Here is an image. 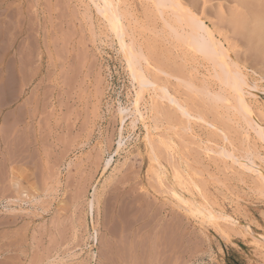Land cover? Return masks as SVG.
Here are the masks:
<instances>
[{"label": "rangeland", "instance_id": "1", "mask_svg": "<svg viewBox=\"0 0 264 264\" xmlns=\"http://www.w3.org/2000/svg\"><path fill=\"white\" fill-rule=\"evenodd\" d=\"M181 1L255 87L243 92L264 126V62L227 20L237 3ZM112 6L148 76L196 117L160 98L161 112L140 121L133 109L140 82L99 13L102 0H0V264H264V244L254 240L264 243V140L237 108L241 97L169 29L170 8L153 0ZM149 129L167 160L157 151L153 158ZM159 137L175 141L174 151ZM223 146L232 154L222 155ZM176 166L192 177L185 188ZM190 201L228 222L205 223Z\"/></svg>", "mask_w": 264, "mask_h": 264}, {"label": "bare ground", "instance_id": "2", "mask_svg": "<svg viewBox=\"0 0 264 264\" xmlns=\"http://www.w3.org/2000/svg\"><path fill=\"white\" fill-rule=\"evenodd\" d=\"M103 1V7L99 9V13L101 15H103V17H105V19L108 20V22L111 23L114 31L116 32V34L119 36L121 43H122V47H123V52L125 53L126 58L128 59L129 63H130V67L131 70L133 72V74L138 77L139 79V90L137 92V98L134 101V108L135 112L139 114L138 117H140V121L142 120L143 122L147 119L146 115H150L149 112H155L156 111H160L161 112V104L159 102L160 98H164V99H169L173 105L180 110V112H182L184 115V117L187 115L188 119L191 120V118H195L196 114L192 111V109L185 103H183L182 101H180L175 94H170L169 90L167 89L168 87L166 85H157V83H155L149 76L148 73L146 71V69L144 68V65L142 64V60L140 57V53L139 50L136 48V45L134 43V40L131 42V46H129L126 41H125V36L127 37V26L121 21H118L117 18L115 17V12H114V8L112 6V3L114 0H102ZM154 4H158V6H162V7H166L170 8L173 12H175L173 15L174 16V20L165 18L166 20V24L169 27V29L173 32L176 33V35L179 36V39L182 40V42L184 41V44L190 49H192L195 52H201L202 55L206 56L208 58V62L211 61L213 63V69H214V77L217 78L219 80V82H221L222 84H224L228 89L237 92L239 94V97H241V102L239 107L241 112L243 115V118L245 120V122L247 123V125L249 127H251L253 130L256 131V133L259 135V137L262 138V140H264V126L263 124H261V121L257 118L256 114L254 113L253 109H251V105L249 104V102H247L246 100V94L245 93V89L243 92V88H251V85L249 84L248 80L246 79V77L244 76L243 72H241L238 67L240 66H232L229 64V61H227V57L229 56V53L227 50L224 49V47L222 45H220L217 40L216 37L214 35V31L211 29V27L209 28L208 25H206V23L204 22V20H202L200 17H198L196 14H189L188 11V5L187 7L183 4V2L181 0H153ZM232 2V1H231ZM233 2L237 3V6L242 8V9H237L236 5H234V9L230 15H228V21L230 20V23L233 25V27L235 28V30L238 32V35L242 34L247 38V41L249 42V45L251 46V49L256 53V55H258L262 61L264 62V0H234ZM188 3V2H187ZM185 3V4H187ZM222 4V3H221ZM223 5V4H222ZM156 6V7H158ZM99 8V7H98ZM167 8L165 10H167ZM187 8V10H186ZM236 8V9H235ZM160 9V7H159ZM164 9V8H163ZM160 9L162 12V14H164V10ZM232 9V8H231ZM230 9V10H231ZM169 11V9H168ZM192 10H189V12H191ZM171 12V11H170ZM166 13V12H165ZM193 13V12H192ZM227 13V12H226ZM224 14V13H223ZM171 16V15H170ZM223 16V18L226 16ZM172 17V16H171ZM230 25V24H229ZM235 31V33H236ZM173 32V33H174ZM237 34V33H236ZM129 35V34H128ZM240 35V36H242ZM242 36V37H244ZM230 42V41H229ZM234 45V44H233ZM249 46V47H250ZM227 47V46H226ZM234 48V47H233ZM194 52V53H195ZM254 53V54H255ZM151 54V53H150ZM233 54V53H232ZM234 55V54H233ZM205 57V58H206ZM202 58V57H201ZM204 58V57H203ZM206 58V59H207ZM229 58V57H228ZM236 58V57H235ZM205 60V59H204ZM230 60V59H229ZM207 61V60H206ZM238 62V61H237ZM233 63V61H232ZM236 63V62H235ZM239 64V62H238ZM237 65V64H236ZM178 67V66H177ZM242 69V68H240ZM176 71V70H175ZM179 71V70H178ZM177 71V72H178ZM211 74V75H213ZM250 74V73H249ZM254 82V81H253ZM256 82V81H255ZM254 84V83H253ZM149 85H153L152 89L154 90V94L151 95V102H150V108H148L146 106V111L141 110L142 106V100L145 99V94L148 91V86ZM255 86V85H254ZM264 88V87H261ZM251 89H255L251 88ZM152 90V91H153ZM259 91V90H257ZM264 92V91H262ZM251 93L252 96H254L255 94L252 92ZM254 94V95H253ZM213 95V94H210ZM147 103V102H146ZM145 105V104H144ZM239 110V111H240ZM127 111V110H125ZM164 112V111H163ZM165 113V112H164ZM132 114V113H131ZM146 114V115H145ZM167 113H165L164 115L166 116ZM169 114V113H168ZM168 118L172 119V115H168ZM182 114V116H183ZM154 119V128H159V123H158V119L153 118ZM198 119L200 121H203L205 123H210V121L208 120V118L203 117V116H199L198 115ZM124 120V118H123ZM138 120V119H137ZM185 122V121H184ZM133 123V122H132ZM135 123V120H134ZM186 123V122H185ZM146 124V123H145ZM184 124V123H183ZM189 124V123H188ZM133 125V124H132ZM137 125V124H135ZM212 125V124H211ZM147 126V125H146ZM177 126V125H176ZM182 126V125H181ZM187 126V125H186ZM216 127V125H214ZM148 127V126H147ZM184 127V126H183ZM217 128V127H216ZM169 129V128H168ZM187 129V128H186ZM185 129V130H186ZM189 131L190 128L188 127ZM218 130V128H217ZM156 131V130H155ZM168 131V130H167ZM194 131V130H193ZM150 129L147 133V138H145V140L149 143V147L151 148V150H153V158L154 159H159L157 156V149L155 151V147L154 146V142L156 140H151L150 139ZM169 132V131H168ZM223 135L224 137L226 136L227 139L230 142V137L228 136V134L223 131ZM165 133V132H164ZM163 133V134H164ZM191 133V132H190ZM248 133V132H246ZM156 136V134H155ZM165 136V134H164ZM146 137V136H144ZM160 138V137H159ZM148 139V140H147ZM225 139V140H227ZM175 140V139H174ZM15 142V141H14ZM19 143V142H18ZM155 143V144H156ZM161 143L164 145V147L166 149H168L169 151H174V143L175 141H171L170 138H160V146L163 147V145H161ZM231 143V142H230ZM228 143V144H230ZM232 144V143H231ZM159 146V147H160ZM177 146V145H175ZM158 147V148H159ZM157 148V147H156ZM177 148V147H176ZM224 150L221 151L222 155L226 153L227 154H232V151L230 153L229 150H227V148H225V146H223ZM229 148V147H228ZM162 149V148H161ZM222 149V148H221ZM12 150V149H11ZM18 150V149H17ZM138 151V149H137ZM161 151V150H160ZM163 151V149H162ZM167 151V150H166ZM165 151V152H166ZM168 151V152H169ZM179 151V150H178ZM12 152V151H11ZM140 152V151H139ZM158 152V151H157ZM176 152V150H175ZM226 152V153H225ZM151 153V151H150ZM173 153V152H172ZM171 153V154H172ZM182 153V152H181ZM159 154V152H158ZM161 154V152H160ZM159 154V155H160ZM166 154V153H165ZM164 154V155H165ZM151 155V154H150ZM149 155V157H150ZM179 155V154H178ZM229 155V156H230ZM161 158H163V155H160ZM172 156V155H171ZM175 156V155H174ZM227 156V155H226ZM235 156V155H234ZM9 157V156H8ZM168 157V156H167ZM173 157V156H172ZM181 157V156H180ZM10 158V157H9ZM152 158V157H150ZM166 158V157H164ZM163 158V161H164ZM177 158V157H176ZM175 158V159H176ZM238 158V157H237ZM173 158H171L170 160H172ZM188 159V158H187ZM12 160V158H11ZM153 160V159H152ZM162 160V159H161ZM167 160V158H166ZM165 160V161H166ZM154 161V160H153ZM158 161V160H157ZM160 161V160H159ZM155 162V161H154ZM171 162V161H170ZM173 162V161H172ZM239 162V161H238ZM242 162V161H241ZM240 164L242 166L243 163ZM10 163V161H9ZM176 163V161H175ZM179 163V162H178ZM181 163V162H180ZM177 164V163H176ZM169 165V164H168ZM178 165V164H177ZM181 165V164H180ZM256 165V164H255ZM254 165V166H255ZM161 166V165H160ZM175 166V165H174ZM179 166V165H178ZM246 166V164H245ZM251 166V165H250ZM250 166H246L248 169L250 168V170H259L258 168H253ZM257 166V165H256ZM259 166V164H258ZM159 167V166H157ZM165 167V166H164ZM171 167V165H170ZM182 168V167H181ZM191 168V167H189ZM245 168V167H244ZM155 169V168H154ZM158 169H161L160 167ZM157 169V170H158ZM167 169V168H165ZM156 170V171H157ZM163 170V169H161ZM172 170V168H171ZM175 177L178 180L179 184L181 186H186V184L189 182L188 179L192 178H185L187 176L184 177V174L180 171V168H178L177 166L175 167ZM165 171V170H164ZM261 171V170H260ZM153 172V171H152ZM159 172V170H158ZM163 172V171H162ZM172 172H174V170H172ZM186 173V172H185ZM166 174V173H164ZM193 174V173H192ZM260 174V173H259ZM15 175V174H14ZM13 175V176H14ZM151 175H153L151 173ZM167 175V174H166ZM174 175V173H173ZM186 175H188V172L186 173ZM164 176V175H163ZM189 176V175H188ZM261 176H263L264 178V174H261ZM154 176H152L153 178ZM166 177V176H165ZM174 177V179H175ZM158 178L160 179V183H162V179L163 177L161 176L160 173H158ZM155 179V178H154ZM153 179V180H154ZM157 180V179H156ZM167 180V178H166ZM176 180V181H177ZM193 180V179H192ZM17 181V179L15 180ZM188 181V182H187ZM156 182V181H155ZM192 182V181H191ZM194 182V181H193ZM192 182V183H193ZM196 182V181H195ZM195 182L193 184H195ZM158 183V182H157ZM159 183V184H160ZM172 183V182H171ZM191 183V184H192ZM163 184V183H162ZM177 184V183H176ZM192 184V185H193ZM161 185V184H160ZM165 185V184H164ZM190 185V184H189ZM198 184H195V186H197ZM167 186V185H165ZM172 186V185H171ZM180 186V187H181ZM164 187V186H163ZM189 187V186H188ZM192 187V186H191ZM168 188H173V187H168ZM182 188V187H181ZM185 188V187H184ZM183 188V189H184ZM188 189V188H187ZM164 190V189H163ZM166 190V189H165ZM189 190V189H188ZM192 189L190 188V191ZM96 189H95V197H96ZM187 191V190H186ZM170 192V191H169ZM168 193V192H167ZM37 198V197H36ZM183 198V197H182ZM170 200V199H169ZM181 201H185V199H181ZM195 201V200H194ZM179 202V200H178ZM196 202V201H195ZM191 207H189V211H191V213L194 214H199L201 216H203L205 218V223H207V221L209 220H213V219H224L223 216H221L220 214L216 213L215 210H213V208L201 204V207H199V203L194 204L192 203V201H190ZM181 205V204H180ZM190 206V205H189ZM194 206V207H193ZM94 207V202L91 204V208ZM92 210V209H91ZM90 211V210H89ZM188 211V212H189ZM93 212V210H92ZM193 215V214H192ZM202 217V218H203ZM203 218V219H204ZM221 218V219H220ZM228 218H230L231 220L233 219L231 216H229ZM198 219V218H197ZM200 219V218H199ZM206 219H209L206 221ZM226 218L223 220L225 221ZM233 221V220H232ZM211 222V221H209ZM216 222V221H215ZM226 222H228V220H226ZM234 222V221H233ZM201 223V222H200ZM199 223V224H200ZM214 222H211V224ZM222 223V222H221ZM224 223V222H223ZM208 224V223H207ZM215 224V223H214ZM234 224V223H233ZM216 225V224H215ZM224 225V224H223ZM204 226V225H202ZM211 226V225H210ZM213 226V225H212ZM227 226V225H226ZM240 227V225H239ZM216 228V227H214ZM219 228V227H218ZM229 228V227H228ZM204 229V228H203ZM231 229V228H230ZM208 230V229H207ZM214 230V229H213ZM217 230V229H216ZM219 230V229H218ZM97 231V230H96ZM209 231V230H208ZM224 231V230H223ZM230 232V231H229ZM249 232V231H248ZM219 233V232H218ZM225 234H228L225 232ZM250 234V232H249ZM111 236V235H110ZM250 236H253L252 234ZM95 239L97 240V242L99 241V236H98V232L97 235L95 236ZM110 240V239H109ZM254 240L257 244H264L263 241L257 237L254 236ZM108 242V241H107ZM112 243V242H111ZM253 243V241H252ZM256 244V245H257ZM264 247V245L262 246ZM261 247V248H262ZM95 256V255H93Z\"/></svg>", "mask_w": 264, "mask_h": 264}]
</instances>
